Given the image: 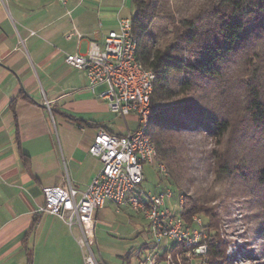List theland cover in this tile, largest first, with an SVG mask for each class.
Wrapping results in <instances>:
<instances>
[{
    "label": "crops",
    "instance_id": "obj_1",
    "mask_svg": "<svg viewBox=\"0 0 264 264\" xmlns=\"http://www.w3.org/2000/svg\"><path fill=\"white\" fill-rule=\"evenodd\" d=\"M134 10L133 0H70L67 7L58 0H0V264H85L67 224L38 211L44 188L68 175L86 189L101 168L88 151L98 130L132 129L100 97L105 85L90 90L86 74L66 63L65 53L86 52L91 40L103 43ZM129 209L108 200L95 212L96 225ZM141 217L128 214L133 233L143 230ZM174 247H165L154 264ZM153 251L138 246L130 256L136 263L128 262L150 264Z\"/></svg>",
    "mask_w": 264,
    "mask_h": 264
},
{
    "label": "trees",
    "instance_id": "obj_2",
    "mask_svg": "<svg viewBox=\"0 0 264 264\" xmlns=\"http://www.w3.org/2000/svg\"><path fill=\"white\" fill-rule=\"evenodd\" d=\"M133 3L137 56L156 74L151 97L155 112L148 133L156 146L157 159L169 169L166 178L178 183L190 168L185 162L183 133L204 130L218 143L231 135L233 144L240 140L237 134H251L261 155L253 176L264 187V0ZM231 55L249 58L245 63L247 80L236 86V92L225 89L226 101L218 107L220 93L216 86L228 81L226 65ZM22 158L29 163L26 154L22 153ZM231 164H224L228 173L232 172ZM184 198L187 220L200 213L209 217L208 253L199 257L198 264H229L227 241L218 232H211L220 222L216 214L199 199ZM182 249L183 245L177 244L172 250L176 264L179 253L181 264H190Z\"/></svg>",
    "mask_w": 264,
    "mask_h": 264
},
{
    "label": "built area",
    "instance_id": "obj_3",
    "mask_svg": "<svg viewBox=\"0 0 264 264\" xmlns=\"http://www.w3.org/2000/svg\"><path fill=\"white\" fill-rule=\"evenodd\" d=\"M58 1L65 7L70 2ZM137 49L132 18L123 17L116 29L107 32L103 43L91 40L86 52L65 53L66 63L86 74L90 90L105 85L100 97L107 101L112 112L119 116L130 113L139 116L135 130L122 134L105 128L98 130L88 151L99 158L101 168L86 189L78 188L68 175L62 183L44 188L45 203L38 211L59 217L67 224L82 250L85 264H102L95 250V212L108 200L114 201L118 209L127 206L141 214L158 241L172 240L176 245H183L182 251L187 256L202 257L208 253L204 220L198 214L190 220L185 218L182 193L177 204L171 205L174 195L171 185L155 193L142 189L147 163L157 160V167L165 177L170 172L166 163L157 159L156 146L148 133L155 112L151 97L156 74L138 58ZM47 105L51 107L48 101ZM154 255L147 256L146 262L154 264ZM167 258L170 264H176L172 255ZM181 260L179 253L178 264Z\"/></svg>",
    "mask_w": 264,
    "mask_h": 264
},
{
    "label": "rangeland",
    "instance_id": "obj_4",
    "mask_svg": "<svg viewBox=\"0 0 264 264\" xmlns=\"http://www.w3.org/2000/svg\"><path fill=\"white\" fill-rule=\"evenodd\" d=\"M246 61H249V58L236 55L229 58L226 65L229 72L226 76L228 81L223 80L216 86L220 93L216 103L218 107L223 106L226 101L223 95L225 89L231 88L236 92V86L239 88L242 80H247ZM226 86L228 88H225ZM120 118L130 125L132 130L139 125V116L136 113L122 115ZM237 135L240 140L238 144H233L235 138L231 135L218 143L217 138L208 136L204 130L183 133L185 162L190 164V168L182 173L183 179L174 184L160 172L155 160L153 164L145 165L142 189L146 193H155L168 183L174 191L171 205L177 204L181 193L188 197L187 199H199L220 221L218 229L211 232H218L222 239L227 241L229 264H264V187L253 176L254 165L256 166V162L261 158L257 152L259 144L255 143L256 140L251 134L243 137ZM230 162L233 163V169L228 173L224 164ZM126 212L113 211V215L96 225L98 246H95V250L101 263L129 264L128 258L133 250L145 244L154 250L155 259L158 253L166 254L165 247L176 246L172 240L155 239L143 217L138 219L143 225V230L133 233L128 214L133 216L134 211L129 209ZM198 215L202 216L208 233L206 227L209 217L205 213ZM142 250L144 251V248ZM141 256L146 257L145 254ZM130 258L136 263L134 257ZM187 258L190 264H198L201 261L193 254ZM164 260L159 264H168L167 260Z\"/></svg>",
    "mask_w": 264,
    "mask_h": 264
}]
</instances>
